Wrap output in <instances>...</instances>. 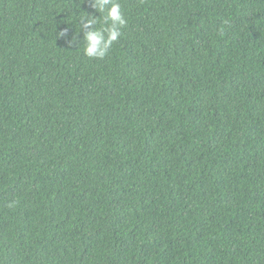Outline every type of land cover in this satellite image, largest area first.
<instances>
[{"label":"trees","instance_id":"16d2710c","mask_svg":"<svg viewBox=\"0 0 264 264\" xmlns=\"http://www.w3.org/2000/svg\"><path fill=\"white\" fill-rule=\"evenodd\" d=\"M113 2L0 0V264H264V0Z\"/></svg>","mask_w":264,"mask_h":264},{"label":"clouds","instance_id":"9594fccd","mask_svg":"<svg viewBox=\"0 0 264 264\" xmlns=\"http://www.w3.org/2000/svg\"><path fill=\"white\" fill-rule=\"evenodd\" d=\"M109 4H111V7L107 9L105 23L110 20L112 22L111 25L86 34L84 54L89 58L103 59L111 45L116 42L121 35L118 26L122 27L127 23L121 13L120 5L113 2V0H95L94 6L98 10L104 11ZM91 22L92 21H90V23ZM9 206L12 205L10 204Z\"/></svg>","mask_w":264,"mask_h":264}]
</instances>
